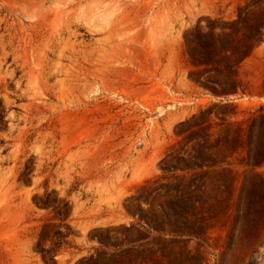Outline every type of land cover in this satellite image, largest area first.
Returning a JSON list of instances; mask_svg holds the SVG:
<instances>
[{
    "label": "rangeland",
    "instance_id": "1",
    "mask_svg": "<svg viewBox=\"0 0 264 264\" xmlns=\"http://www.w3.org/2000/svg\"><path fill=\"white\" fill-rule=\"evenodd\" d=\"M254 1L0 0V264H264V26L244 93L194 81L186 42L240 37ZM213 103L243 130L205 174L203 232L156 230L132 212H169V190L142 186L169 181L178 123Z\"/></svg>",
    "mask_w": 264,
    "mask_h": 264
},
{
    "label": "trees",
    "instance_id": "2",
    "mask_svg": "<svg viewBox=\"0 0 264 264\" xmlns=\"http://www.w3.org/2000/svg\"><path fill=\"white\" fill-rule=\"evenodd\" d=\"M259 2L255 0L252 4H246L244 9L250 11L249 7L257 6ZM263 26L264 20H255L240 37L224 30L220 33L199 30L189 33L186 39L188 56L196 66L201 67L191 72L190 77L216 96L237 94L239 90L244 93L246 88L241 87L236 68L262 40ZM223 105L226 104L213 103L179 122L176 131L180 136L178 146L161 160L162 168L171 172L169 181L158 182L154 187L142 186V190L148 194H157L161 188L169 190V212L163 208L161 215L132 212L154 229L188 237H198L203 232L206 220L202 211L206 203L202 200L205 174L209 169L223 172L225 168L221 167V163L241 146L243 122L226 121L225 112L219 110ZM212 115L218 117L219 122H211ZM259 117L264 119L263 114ZM255 120L253 117L249 126ZM257 155L260 160L253 161L251 165L264 159V151ZM135 199L148 202L146 197L137 196Z\"/></svg>",
    "mask_w": 264,
    "mask_h": 264
}]
</instances>
